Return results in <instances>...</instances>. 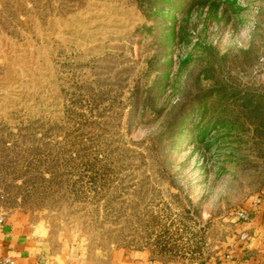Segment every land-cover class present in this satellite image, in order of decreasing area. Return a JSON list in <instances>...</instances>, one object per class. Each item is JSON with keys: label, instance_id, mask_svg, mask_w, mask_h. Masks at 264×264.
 <instances>
[{"label": "rangeland", "instance_id": "rangeland-1", "mask_svg": "<svg viewBox=\"0 0 264 264\" xmlns=\"http://www.w3.org/2000/svg\"><path fill=\"white\" fill-rule=\"evenodd\" d=\"M263 194L264 0H0V217L50 255L201 264Z\"/></svg>", "mask_w": 264, "mask_h": 264}, {"label": "crops", "instance_id": "crops-1", "mask_svg": "<svg viewBox=\"0 0 264 264\" xmlns=\"http://www.w3.org/2000/svg\"><path fill=\"white\" fill-rule=\"evenodd\" d=\"M264 196V194H263ZM249 219L238 221L231 239L216 259L201 264H264V201L251 203ZM247 230V241L238 240V235ZM61 255H50L47 243L35 235L24 215L16 213L11 221L0 224V264H85V261L60 260ZM9 259L11 262L7 261ZM79 262V263H78ZM124 264H157L147 258L126 260Z\"/></svg>", "mask_w": 264, "mask_h": 264}, {"label": "built area", "instance_id": "built-area-1", "mask_svg": "<svg viewBox=\"0 0 264 264\" xmlns=\"http://www.w3.org/2000/svg\"><path fill=\"white\" fill-rule=\"evenodd\" d=\"M263 201H264V196L260 195L259 197L254 199L252 203L255 205V204L263 203ZM234 214L237 221L245 222L249 219V213L247 208L239 209ZM5 221H6L5 217H0V224L5 223ZM249 237H250L249 232L247 230H244L238 235V240L244 242L247 241ZM7 261L11 262L9 259H7Z\"/></svg>", "mask_w": 264, "mask_h": 264}]
</instances>
